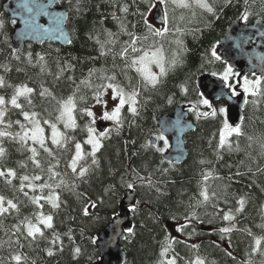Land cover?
Instances as JSON below:
<instances>
[{"label":"trees","instance_id":"1","mask_svg":"<svg viewBox=\"0 0 264 264\" xmlns=\"http://www.w3.org/2000/svg\"><path fill=\"white\" fill-rule=\"evenodd\" d=\"M152 2L156 7L160 0ZM208 3L213 12L195 4L181 7L167 0L163 4L166 25L160 35H155L147 26L150 24L156 30L152 25L155 7L149 9L143 0H61L69 16L71 46L28 44L21 51L11 47L15 23L0 6V77L5 82L0 87V96L10 101L16 87L27 85L34 89L31 104L24 97H19L18 103L30 116L37 114L35 119L41 122L47 145L53 149V155L49 156L31 140L22 144L18 137L15 140L11 136L0 137V147L5 149L0 171L16 172L15 178L0 177V196L19 207V212L10 209L0 216V264H16L12 257L17 254L24 258L22 264H99L98 237L119 215L127 191L133 190L127 187L130 182H134L138 203L134 206L136 211H132V232L127 233L122 243L127 253L126 264H158L163 259L160 252L166 237L178 241L167 257H175L177 264H193L197 257L205 260V264H264V254L252 253L253 237H264V80L259 79L257 95L247 96L239 126L242 134H232L224 147L219 146L220 133L227 119L220 109H226L227 103H209V108L200 103L204 98L198 87L199 79L205 75L222 79L229 66L216 59L213 52L216 53L233 23L264 22V0H208ZM125 6L127 12L122 10ZM245 11L247 22L242 18ZM125 48L127 53L123 54ZM150 51H161L164 56L165 72L155 87L145 85L141 72L137 71L138 64L132 63ZM108 76H115L114 83L126 91L135 87L140 92L139 114L132 116L125 111L123 127L118 132L114 124L107 128L108 136L102 139L103 146L96 153L98 163L92 164L88 155L91 149L85 143L90 118L83 110L96 102L95 93L100 85L108 83L105 79ZM238 78L237 72L229 74L226 83L231 91L237 87ZM41 92L45 95H40ZM69 97L76 104L77 127L63 131L69 139L60 148L51 144L50 124L61 128L58 101ZM181 106L191 107L190 117L197 130L186 138L188 160L183 165H174L164 159L168 145L157 139L161 132L156 120L162 115L172 116ZM212 109H216L215 116L197 118ZM4 110L0 131L16 136L32 127L21 109L7 103ZM45 120L50 124H45ZM21 124L25 129H21ZM152 140H157L158 145L148 146ZM77 142L85 153L78 169L81 165L89 168L84 177L73 173L69 166ZM33 146L40 152L37 157L40 168L30 159L29 148ZM49 168L58 175L49 179ZM24 175L42 177L29 181L37 186L35 191L28 187L29 182H23L25 186L20 190ZM137 176L150 178V184ZM44 183L59 185L55 187L59 208L54 209L42 200L41 209L31 202L30 197L49 193V189L41 192L39 185ZM205 188L210 199L201 203ZM240 198L246 203L243 211L237 212ZM85 207L89 209L88 215L84 214ZM41 211L53 215V228L41 225L44 237L38 236L33 241L26 236L21 222L27 217L36 223L34 214ZM229 212L235 216L234 221L222 219ZM230 225H234L230 234L219 231ZM16 226H21L23 234L16 233ZM181 226H185L183 231H178ZM249 229L252 235L248 234ZM56 235L62 244L51 243ZM76 248L80 249L78 254ZM49 249L53 252L51 256ZM261 250L264 253V242Z\"/></svg>","mask_w":264,"mask_h":264},{"label":"water","instance_id":"2","mask_svg":"<svg viewBox=\"0 0 264 264\" xmlns=\"http://www.w3.org/2000/svg\"><path fill=\"white\" fill-rule=\"evenodd\" d=\"M3 12L16 23L11 47L21 51L26 45H59L68 48L72 38L67 29L68 13L61 6V0H5ZM154 22L164 26L163 6L155 11ZM232 71L239 72L236 96L227 83L218 77L205 75L198 81L203 97L210 103H227V120L232 127H239L247 97L240 90L247 76L264 80V22L246 25L241 21L233 23L220 41L216 51ZM161 133L170 140L171 148L164 159L168 163L183 165L189 158L186 138L195 133L197 127L190 118V107H178L172 116L162 115L156 120ZM105 127H101L104 132ZM156 145V142H153ZM138 202L135 190L127 191L120 206V214L99 235L97 247L101 255L99 264H126L127 253L122 243L129 229H133L131 208ZM168 228L171 225L168 224Z\"/></svg>","mask_w":264,"mask_h":264},{"label":"snow or ice","instance_id":"3","mask_svg":"<svg viewBox=\"0 0 264 264\" xmlns=\"http://www.w3.org/2000/svg\"><path fill=\"white\" fill-rule=\"evenodd\" d=\"M144 3L147 4V7L153 8L155 7V4L152 2V0H143ZM167 0H160L161 4L166 3ZM172 2L174 4L178 3L179 6L181 7H188V3L187 0H172ZM228 2H230V0H228ZM196 3L198 4V6L204 8L207 12H213V7L211 4L208 3V0H196ZM124 12L128 11L127 6H125L122 9ZM141 16L144 15L143 12L140 13ZM165 15H167L165 13ZM243 20L245 22H247L248 19V12L245 11L243 14ZM149 28V31L153 32V34L155 35H160L161 31L158 30H153L152 26L149 24L147 25ZM0 27H2V25H0ZM166 31V30H165ZM111 35V34H110ZM131 35V34H130ZM132 44H135V40L132 41ZM133 51H136L135 47H133ZM127 53V49H123V54ZM103 54V53H102ZM213 55L216 56V53L213 52ZM146 57H142L140 60H134L132 61L133 64H143L144 63V59ZM41 59H43L41 57ZM216 59H220L219 56H216ZM155 62L158 64V66L160 67V72L161 74H163L165 72V68H164V64H163V58L160 57L158 59H155ZM173 63H175V61H173ZM138 72H141L145 81V85H151L152 87H155L158 84V78L155 74H152L150 72H145L144 69L142 68H137ZM232 72V68L231 66H229V68L227 69V71H225L222 79L227 81L229 79V74ZM91 75V73H90ZM105 79L108 81V83L106 84H102L100 85V87L97 89L96 93H95V101L97 104H101L103 105V107L105 109H107L108 107V101L104 100L103 97L105 95H109V98L112 101H115L114 106L110 109V110H105L102 112L100 119L104 120V121H111L113 122V124L116 126V130L117 132L119 131V129L121 127H123V123H124V117L122 115V110L125 109V106L127 105V111L129 113H131L132 116H136L139 114V105H140V101H139V96H140V92L136 90L135 87H131L130 90H125V87H122L119 83H114L115 81V76H108L105 77ZM261 83V81L259 79H257L254 84L253 82H250L246 77L244 78V83H243V90L245 93H251L253 96L257 95V91L258 89L255 87L257 85H259ZM5 85L4 79L3 77H0V87H3ZM108 90H111L110 93ZM34 92V89L28 87L27 85H22V86H18L15 89V94L11 97L10 101H6L5 98L3 96H0V123H3V117L5 115V110H4V106L7 103H10L12 107L17 108V109H21L22 110V105L20 103H18V98L19 97H24L25 99H27L28 103L31 104L32 101L30 99L31 94ZM46 92V90H45ZM45 92H41L40 95H45ZM236 94L235 89L233 88V95ZM171 102V101H169ZM60 103V115L58 117V120L64 123V127L66 129H72L74 130L77 127L76 124V119L73 115V112L75 111L76 108V104L74 102V99L72 97H69L66 101L63 102H59ZM200 103H203L205 105H207L209 108H211V105L209 104V101L204 99L201 100ZM85 112V114L91 118L89 121V124L86 126V131L88 134V138L85 141L86 144L91 145L92 151L90 153H88L89 156L92 157L91 163L92 164H97L98 161L95 159L96 157V153L97 151H99V149L103 146L102 145V139L107 138L108 136V132H100L99 134H97V129L94 127L95 123H96V113H94L91 109H84L83 110ZM221 112H225L226 113V109H220ZM22 114L24 116L25 120H28L30 122V124L32 125V127L28 130H24L21 133H17L16 136H12L11 133L7 132V131H0V137H12V139H16L17 137L19 138V141L22 144H27V142L29 140L32 141L33 145H39V149L42 150L44 153H47L49 156L53 155V149L48 147L47 145V138L44 135V128L41 127V122L39 120L35 119V116L37 115L36 113H32L31 116L29 115L28 112H24L22 110ZM199 115H203V116H208V115H212L215 116L216 115V109H212L211 113L208 112H204V113H200ZM16 123H20L19 121H17ZM45 124H50L49 121L45 120L44 121ZM10 127V125H8ZM51 127V144L52 145H56L57 147L63 148L65 147L69 137L65 134L62 133L58 130L56 124H50ZM21 129H25V125L21 124ZM108 131H111V129H109ZM235 133L236 135H241V128L240 127H232L230 126L227 121L224 122L223 125V130L220 133V147H224L225 143H226V137L230 136L231 134ZM158 140H162L164 141L165 146L168 145V141L166 139V137L161 133L160 135L157 136ZM148 146H153L152 142H149ZM229 147H231V145H229ZM158 151H164V149L162 148H158ZM29 151L32 153V156L30 157V159L32 160V162L36 165L37 168L41 167V162L40 160L37 159V157L40 155V152L38 151L37 147L33 146L29 148ZM5 154V149L0 147V158H2ZM85 158V153L83 152V146L81 143L77 142L75 143V154L71 159V164L69 165L72 172L76 173L79 177H84L86 173H88L89 168L88 167H84L83 165H81L78 169V162L83 160ZM50 175H49V179H52L53 177L57 176L58 173H55L52 171L51 168L48 169ZM211 175V173L206 174L205 179H207V176ZM0 177H12L15 178L16 177V172L13 169H8L6 172L5 171H0ZM42 177L40 175H34L31 178L28 175H24L21 180V188L20 190L23 191L24 188V183L23 182H29L31 181H39L41 180ZM138 180H144L147 179L149 184H150V178H141L139 176H137ZM9 184L11 183V180L9 179L7 181ZM63 181H60V184H63ZM28 187H31L33 189V191H35L36 189V185L29 182ZM55 187H59V185H53V184H49V183H44L39 185V188L41 190V192H43L44 189H49V193L47 195H40V196H32L30 197L31 202L35 205H37L39 208H43V204H41V201H46L47 203L51 204V207L56 209L60 207V198L59 195L56 194L55 192ZM127 187L129 189H134V182H130L127 183ZM25 196H27V193H24ZM202 197H203V201H201V203L203 202H207L209 201L210 197L209 194L207 192V189L205 188L204 191H202L201 193ZM215 195V194H213ZM239 207L236 209L237 212H242L244 209V205L246 203L244 198H240L237 201ZM5 204L7 206H5ZM92 207H95V204H92ZM16 210L17 212H19V207L16 203H14L12 200H6V198L4 196H0V216H3L4 214L8 213L9 210ZM84 214L88 215L89 213V209L87 207L84 208ZM132 211H136L135 208L132 209ZM35 215V219H36V223H33L32 220L28 219L27 217L24 218V221L21 222V226L24 227L25 231H26V236L31 238L33 241H35L37 239V237L39 236L40 238L44 237V231L41 227V225L43 226V228H47V229H52L53 228V215L48 214L45 215L42 211L34 214ZM191 217H189L190 219ZM222 219L224 221H234L235 220V216L229 212L227 214H225ZM21 226H16V233H21ZM185 226H181L180 229H178V231H183V228ZM234 229V225H230V226H226V227H222L219 229V231L223 234H230ZM129 233L131 234L132 230L129 229L128 230ZM249 235H252L251 230H247ZM57 242H60L62 244V241H60V237L59 235L55 236V239H53L51 241V243L53 245H55ZM178 241H176L174 238L171 237H166L165 238V242L162 245V250L160 252V256L163 258L161 259L158 264H177L176 258L172 257L171 259H168V253L170 251H173V244L177 243ZM262 242H264V237H253V245H252V253H260V254H264L262 253L261 250V245ZM18 243V241H17ZM196 247V246H193ZM62 250V248H61ZM75 252L78 254L80 252L79 248L75 249ZM48 255L51 256L53 255V252L51 249L48 250ZM230 255V253H229ZM251 255V253H250ZM12 259L16 262V264H22V260L24 259L21 255L17 254L14 255L12 257ZM193 264H205V260H203L200 257H197L196 260L193 262Z\"/></svg>","mask_w":264,"mask_h":264},{"label":"rangeland","instance_id":"4","mask_svg":"<svg viewBox=\"0 0 264 264\" xmlns=\"http://www.w3.org/2000/svg\"><path fill=\"white\" fill-rule=\"evenodd\" d=\"M0 2H1V0H0ZM187 3H188V5H191V4H195V5H198L197 3H196V0H187ZM178 6H179V4L178 3H176ZM159 5H162L161 3H158L157 5H156V7H155V11H156V9L157 8H159ZM0 6H1V4H0ZM164 7V6H163ZM164 9H165V7H164ZM152 25L154 26V27H156L155 29L156 30H158V31H163V29L161 28V27H159L158 25H156L155 24V22L153 21V17H152ZM142 57H146L145 59H144V63L143 64H138V66H139V68H142V69H144V71L145 72H150V73H152V74H155L156 76H157V78H158V81H159V79L161 78V76L164 74H161V72H160V67L158 66V64L155 62V59H158V58H160V57H162L163 58V64H164V56H163V54L161 53V51H157V52H154V51H150V52H147L145 55H143ZM141 57V58H142ZM140 58V59H141ZM140 59H138V60H140ZM142 74V73H141ZM143 76V75H142ZM226 82V81H225ZM250 82H253V84H254V82L255 81H250ZM256 88L258 87V85L257 86H255ZM242 92L246 95V96H248L249 94H251V93H245L244 92V90H243V85H242ZM109 91V93H110V91L111 90H108ZM233 91V90H232ZM103 99L104 100H106V101H108V107H107V109H105L104 107H103V105H101V104H97L96 102L91 106V110L94 112V113H96V123H95V125H94V127L97 129V134H99L101 131H100V128L101 127H105L106 128V130H107V128H109L111 125H113V122H111V121H104V120H101L100 119V116H101V114H102V112L103 111H105V110H110L113 106H114V104H115V101H112L110 98H109V95H105L104 97H103ZM125 111H127V105L125 106V109L124 110H122V115L124 114V112ZM128 112V111H127ZM73 115H74V112H73ZM225 116H226V119H227V115H226V113H225ZM91 119V118H90ZM228 123V122H227ZM61 128H58V130L60 131V132H62V133H64L63 131L65 130V131H70V130H72V129H66L65 127H64V123L63 122H61ZM52 132V131H51ZM234 134V133H233ZM232 135V134H231ZM230 135V136H231ZM230 136H227L226 137V139H228V138H230ZM46 137V136H45ZM158 141H160V140H158ZM88 145V144H87ZM89 147H90V149H91V151H92V148H91V145H88ZM100 150V149H99ZM166 151H167V148H166V150L164 151V153H166ZM98 152V151H97ZM133 209V208H132ZM171 233L173 234V232L171 231ZM176 233H177V229L175 230V236H176Z\"/></svg>","mask_w":264,"mask_h":264},{"label":"flooded vegetation","instance_id":"5","mask_svg":"<svg viewBox=\"0 0 264 264\" xmlns=\"http://www.w3.org/2000/svg\"><path fill=\"white\" fill-rule=\"evenodd\" d=\"M4 1H5V0H3V2H4ZM3 2H2V3H3Z\"/></svg>","mask_w":264,"mask_h":264}]
</instances>
